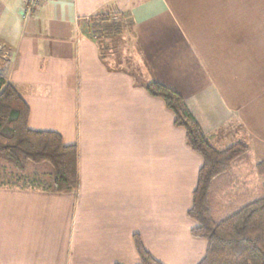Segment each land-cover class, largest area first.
<instances>
[{"label": "crops", "instance_id": "1", "mask_svg": "<svg viewBox=\"0 0 264 264\" xmlns=\"http://www.w3.org/2000/svg\"><path fill=\"white\" fill-rule=\"evenodd\" d=\"M24 1L0 0V71L28 127L76 147L78 183L0 188V264H137L134 235L163 264H197L206 242L187 212L202 160L137 82L180 93L212 141L264 161V0H42L26 17ZM103 16L121 33L92 30Z\"/></svg>", "mask_w": 264, "mask_h": 264}, {"label": "trees", "instance_id": "2", "mask_svg": "<svg viewBox=\"0 0 264 264\" xmlns=\"http://www.w3.org/2000/svg\"><path fill=\"white\" fill-rule=\"evenodd\" d=\"M122 21L103 16L91 22L92 30L120 34ZM153 97L162 99L184 130L186 143L201 157L192 204L187 215L194 221L193 237L206 242L197 264H264V185L258 196L215 216L213 194L232 182L234 165L250 164L249 147L242 141L221 146L206 136L183 97L154 81H138ZM29 108L16 86L0 71V188L68 193L76 189L77 150L52 131L28 127ZM264 177V161L253 165ZM137 264H163L134 235Z\"/></svg>", "mask_w": 264, "mask_h": 264}, {"label": "rangeland", "instance_id": "3", "mask_svg": "<svg viewBox=\"0 0 264 264\" xmlns=\"http://www.w3.org/2000/svg\"><path fill=\"white\" fill-rule=\"evenodd\" d=\"M117 20H119V18H117L114 21ZM126 44L127 43L125 42L121 44L122 48H120V51L123 53V56L127 55L126 54L127 50L125 48ZM1 55L6 56L3 51ZM133 62H134L133 64L134 68H136L137 66L139 68L143 67L139 62L138 57L135 56V61L133 60ZM142 72L145 73V71ZM229 142L232 143L233 141L231 140ZM221 146H226V145H221ZM250 157L251 158L249 165L238 164L232 167V170L230 172L232 177V182H230L228 186H225L222 190L218 189L214 192L212 205L215 216H221L225 210L237 208L240 205L246 203L247 201L255 198L260 194L262 187L264 185V177H260L257 175V173L253 168L254 164L252 161L251 154Z\"/></svg>", "mask_w": 264, "mask_h": 264}, {"label": "built area", "instance_id": "4", "mask_svg": "<svg viewBox=\"0 0 264 264\" xmlns=\"http://www.w3.org/2000/svg\"><path fill=\"white\" fill-rule=\"evenodd\" d=\"M41 1L42 0H25L23 5L24 17L35 11V9L39 7ZM113 19L116 20L117 18L113 17Z\"/></svg>", "mask_w": 264, "mask_h": 264}]
</instances>
